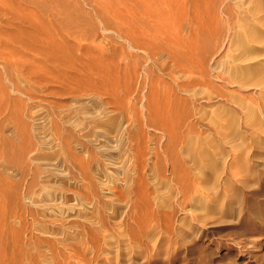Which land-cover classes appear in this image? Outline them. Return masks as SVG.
<instances>
[{
  "label": "rangeland",
  "instance_id": "374dc122",
  "mask_svg": "<svg viewBox=\"0 0 264 264\" xmlns=\"http://www.w3.org/2000/svg\"><path fill=\"white\" fill-rule=\"evenodd\" d=\"M17 1L18 2H15L18 4L15 3L16 5H13V11H15V15L12 11V14L15 16L16 20H14V16L8 17L7 19V16L5 14L0 13V19L2 21L4 19V16H6L3 23L5 21L9 23V20H11V25L14 27H12V30H15L14 36H16L19 41V43L17 44H20L21 41L22 44L25 43L24 40L26 41L27 36L24 34L27 32V29L28 31L33 32L34 37L36 36L37 38H42L43 34H45L43 33V31L46 29L50 30V27L51 30L55 28L54 31H56L58 22L56 23L57 25L53 23L55 22V18L57 19V21H59V24L61 22L60 25L63 24L62 26L64 27L66 34H68V32L70 34H77L76 36H79L81 38L80 42L82 44L80 42L79 43L82 46V51L86 49V51L89 52L90 57H93L92 60L105 58V61H102L103 63L101 61L99 63L100 65L105 64V73L108 74L110 80L112 79V85L110 84L111 86L109 87L110 96L93 98L90 97L91 99L87 97L85 98L87 100L82 102V105L84 106V108L88 109V112L98 111L99 113H101L106 111L109 113V115H112H110V117H112L113 119L115 118L118 121L120 125V128L117 131L118 135L117 133H115L116 135H114L113 139H111V141L113 142L109 144V148L111 147V153L113 154V157L116 158L115 161L118 164L123 165L124 168L122 171L114 173L113 167L110 166V164H106L109 159L105 157V152H103L100 148L103 145V141L101 140V138H95L96 140L89 139L86 141L82 139V133H79V131L71 129L70 132L68 131V136L70 138H78V141L81 144V146H73V148L75 149L76 155L80 156L83 161H87L90 173L96 183V189L99 191L98 195L101 197L100 203L105 204L108 207L102 208L99 207L101 206V204L98 203V195L92 193L91 187L88 185L87 181L84 180L80 181L79 183H74L70 179V174L74 171H77V169L71 170L69 164L64 165V161L60 158H58L60 159V167L58 166V163H55L54 166L51 167L50 165L52 163H46L45 161L44 163L43 161L41 162V160L34 162L30 159L32 154L39 153L40 155L44 156L54 152V150H57L59 148L58 141L55 140L56 138L52 134V131L50 129H46V127L51 124V121L55 116L60 117L65 114V111L69 106H76L78 104H81L79 102L76 103L77 101L74 97H76L77 94H65V92L67 91L76 92L79 86L68 82H65L64 85H60L59 79L55 82H53V80L50 82V76H47L46 72L44 71L43 64H41V68H39L41 66L40 64V66H37L36 63H34L33 65L32 59H34L35 57H29L32 56V53L27 51L24 52L23 50L20 52L21 55L19 54V52L17 53L19 54L18 56L15 53V56L13 57L14 60L12 59L11 61L13 65H15V68L13 66H9V69V64L7 65L6 63L4 65V62L0 63V74L4 78L7 74L3 73L5 72L3 71V69L6 70L5 68H8L6 70H9L8 72H10L12 69L10 75L8 73V78L6 77V80L2 78L0 84L2 86V88L0 87V135L4 136L5 138L8 137V139H11L13 144L16 145V149L14 148L12 157H10L12 158L11 161L9 157L3 155L5 154V152H3L4 150L0 143V148L2 150L0 151V154L2 155L0 157L2 159H0V164H4V162H7L9 166V169L5 174L4 171L0 169V220H2L0 221V223L3 225L1 227L0 224V231L2 232L5 228V235L2 237V240L4 241L8 236L6 238L8 243L6 242V240L5 243L9 246H13V248L15 249L14 251L21 250L20 245L23 244L25 247H22V251L27 255H32V252H34L33 256L36 257V261H38V264H165L168 261L172 262V264H264V133H258L254 130L252 132V128L250 127V120L254 118L248 119V104L250 103L249 101L245 100V96L251 94L253 90L245 89L241 93L238 91L236 93V99H238L237 101L241 102L243 100L244 105L241 104L242 108H239L238 111L240 124L239 135L237 139L238 150H236L237 152H234V154H236L235 156L239 159H237L238 163L241 166L243 165V168H247L243 169L241 167L240 169H242V171L244 170V172L239 170V174H246L248 169V173L250 172L249 174H251L249 176L239 175L238 179H241L243 181L241 183L234 182L236 186H239L237 187L239 190L237 192L238 194L236 193V195L240 196L241 200L238 201L234 198L228 197L222 202L220 180H214V178L217 179L218 177L213 176V179L208 177L211 173L215 175L217 171L210 172V170H205L204 173L205 175L207 174L205 178H207L208 180H199V184L196 186V190L190 187L191 181L190 178L188 179V174L191 173V176L194 175L196 173V169L192 167L191 162H188L189 160H186L184 161L185 163L188 162L186 166L183 163L182 167L179 168L180 176H182L183 178L182 181H184L185 184L187 183L186 185L189 188V191L186 195V197L188 198L185 197V201L181 197L178 188L176 189L177 186L174 184V182H172V171L170 170L171 168L168 162L165 160L166 158L164 157V155L161 153L158 157V160L150 154L151 152H149L151 150L153 151L154 149L158 150L157 148H159V146V150L162 151V146L166 143L165 137L162 136L163 134L160 132V130L151 129L146 126L144 127L145 123L143 121L144 117L147 116V107L150 110H156V107H159L160 104L163 105L169 101V89L167 86H173L174 79L178 78L179 82L186 81L184 80V77H181V74L178 73L177 70V73L175 71L174 74H172V71H170L169 69L172 63L170 62V60H167L166 55H161L158 57L159 59L155 58V60L152 62L151 60H149L148 56H144L147 54L136 52L135 54L133 53L134 58L132 63L128 65L127 60L124 57L126 50L123 39L103 30L104 28L102 27V24L96 17H94V15L91 14L92 12L88 9L90 7L88 5L86 6V1L65 0L63 1L64 3L68 1L70 2L69 4L67 3L69 13L63 12V14H58L57 12L55 14L54 11H56L57 8L56 6L54 8L52 0H36L37 5L39 4L38 6H41L43 2L44 7H42L43 9L39 11L44 14V17L43 14H41L37 10L40 9V7L38 8L36 6L35 9V0H32L33 4L30 3L31 0H29V2H27V0H21V2L26 1V5L25 2H23L21 4L22 6L19 5L20 0ZM44 2H46L45 5ZM19 6H21L20 8L25 6V10H28V12H26V14L25 12L22 13V11L25 10L20 9ZM31 6V9L35 10L33 12L35 13V15L29 11L30 9H28ZM45 6L48 7L45 8ZM50 7H53L52 9L54 10L50 11L52 10L49 9ZM18 10L21 11L18 12ZM37 12H39L40 15L39 13L37 14ZM52 12L54 13V15ZM27 13L31 14V18L32 14L36 16L34 19L32 18L33 21L29 16H27ZM23 14L24 17H28L27 19H30L34 24L28 22L30 20H28L27 22L25 21V23L24 19L26 18L23 17ZM16 15L22 17H20L21 23L18 21L19 17H16ZM55 15H57V17ZM12 19L14 21H18V23H13ZM46 20L48 22H46ZM50 20L54 21L50 22ZM24 23L30 24L25 25ZM0 25V28H5L4 30L8 29V27L5 26L6 23L4 25L0 23ZM54 25L56 26L53 27ZM41 26H43V28L45 27L46 29L44 28V30L42 31L43 28ZM34 27L36 29H34ZM9 30H7V32ZM23 30H25L26 32ZM21 31L24 34H22ZM41 31L42 34L40 33ZM7 32L5 31L2 33L7 34ZM49 32L52 33L53 31ZM36 34H38L39 37ZM19 37H22L24 40H22L21 38L20 41ZM19 46L22 47L21 44L17 45V47ZM1 48L3 47L1 46L0 49ZM2 51L4 55L2 54ZM0 53V57L1 55L5 57V54L7 56V52L4 48L0 50ZM78 55H80V53ZM21 57L24 59H22ZM19 58H21V61ZM31 60L32 62H30ZM13 61H15V63ZM35 66L36 68H34ZM155 66L158 68H156ZM82 72L84 74L90 73L89 70H82ZM10 82L11 85L9 84ZM8 88L11 89V91L8 90ZM181 96L185 97L184 95ZM244 100L247 102H245ZM252 101L255 102L251 103V105L257 110H259L258 108H264V104L262 101L254 98H252L251 102ZM204 102L205 101H203V103ZM203 103L201 104V106H204ZM196 107L197 109L199 108L198 104L196 105ZM211 110V108H205L202 110V114L205 115L204 117H206L205 122L203 121V126L201 125L202 128L204 126H209L208 120L210 119H212L213 123L216 122L215 120H213L215 114L212 115ZM256 116L254 120H256V118L260 122L262 120L261 123L264 124V118L258 113L256 114ZM189 120L190 122H192L191 118H189ZM37 123H44V125L46 124L45 130L47 131H35V126L37 125ZM25 125L28 126L26 127V134H28L27 139L25 138V136H20V133L22 131L21 129ZM84 128L86 129V126H84ZM198 128L200 127H198L197 125V131L200 130L199 132L201 133L205 131L204 129H202L201 131V129ZM119 130L122 131V134ZM6 131L10 133L5 134L7 133ZM245 131L248 132L246 133ZM206 134H208V132ZM257 139L261 143H259V141L257 142ZM25 140H30V142L32 143V148L30 149V151H28L29 153H24L26 148V145L24 143ZM258 143L262 144V146ZM230 144L231 143L228 142L223 143V148L225 149V151L227 150L226 153L228 152V154L231 153ZM137 146L147 148V152L143 158L144 163L146 161L145 166L147 167L145 169L146 172L144 173V180L146 181H143V184H141V182L130 184L129 189L133 195L131 193L125 195L127 191H124L125 184L123 183H125L128 179V175H131L129 173L131 169V163L129 162V156L126 153L127 149H129L130 147L131 151L133 152L134 148H136ZM149 154L151 157H149ZM225 158L223 159L225 160V163L230 162V156L228 157L226 155ZM1 161L3 163H1ZM223 162L220 161L221 164L219 163L220 167L218 168L221 169L222 164H225ZM0 167H2V165H0ZM36 167L40 169H38L39 173H42L41 175L38 174L39 176L37 175V178L41 176L38 180L37 186L41 183L40 181H44L45 179L46 183V180L48 179V183L50 182L49 185H51V188L52 186L58 187L61 184L62 188L67 190L69 189L71 191H77L80 195L86 197L84 201H79L76 198V195L78 194L72 195L71 193H67L68 196L66 205H72L77 209L74 210L73 213L67 212V209L64 210V216L65 218L68 217L69 220L66 219V221H63L61 224L59 223L60 225L56 222H51V224H49L50 226H48V223L54 220V216L52 214H47L45 219L39 216L37 217V220H35L32 214L36 212V210L40 209L39 212L44 210L45 205L42 204L43 206L40 205V207H34L31 205V203L28 204V202L23 200V198L27 195V187L31 178L27 175L22 177L21 170L24 168L27 173V168H31V170H34ZM234 167L237 170V167ZM103 174L105 175V177H103ZM240 176L242 178H240ZM210 177H212V174L210 175ZM185 178H187L186 181L184 180ZM243 182H250L251 184L249 183L250 186L247 185L246 187H243ZM16 185H18L17 188ZM140 185L143 187H141ZM37 186L34 187L35 193L39 191V188ZM122 194H124V196H122ZM202 194L205 195L203 196ZM77 204L81 205L82 207H78ZM27 205H29L30 208ZM207 205H212L215 211L219 210V207H222L223 209H221L225 211L221 210L220 212L218 211L217 213H214L211 206L207 207ZM80 208L83 209L81 210ZM83 211L84 214L80 215V213H83ZM19 212L20 216H18ZM22 213L24 214V216H22ZM192 213L207 216L205 224L203 226H201V224L200 226L196 225L197 227L194 226L196 223L193 220ZM84 215L89 217L91 221H83L84 219L82 218V216ZM163 215L171 216L169 222L165 223L163 221ZM14 216L17 217L16 221L19 220V218L20 220L16 222ZM99 216L103 217L106 221L101 222L99 220ZM48 217L52 220H50ZM21 218L23 219V221ZM47 218L49 220H47ZM31 219L34 223H31ZM44 220H47L48 223H46ZM40 222L45 223L42 224ZM35 223L38 224L36 225ZM72 223L75 224L73 225ZM33 224L37 227H35ZM42 225L45 228L49 227L47 229L51 232L53 230L55 231L56 225H58L56 226V228L64 231H61L63 233H70L69 231L71 230V235L65 234L64 237H55L56 239H61L60 241H62L61 248L60 245L57 246L58 248H60L59 251L61 254H58L55 257V260L50 259V254L47 252L46 246H39V242L36 240L37 238L39 240H43V238H46L47 236L41 235V233L36 230ZM72 225L77 226L70 229L69 227H71ZM191 225L196 227V229L198 228L197 230L201 234H203V237L197 240L192 239L190 243H185V241H182V239L186 237L187 231L189 232L192 229L193 226ZM30 226L33 228H31ZM11 227L14 230L11 229ZM23 227L26 228L27 232ZM64 227L65 229H67V231L64 229ZM236 228H238L240 232L243 228H247L248 230H253V233L245 234L242 231L243 233L237 234L234 233ZM6 230L8 231V233ZM10 230H13L14 232H9ZM129 230L131 231V234L136 236V242L134 243V241L132 240V243L130 242L131 244H128V246H123V242L125 243L128 239L130 240ZM19 231L21 232L19 233ZM24 231L26 232L27 236L25 235ZM30 232H32V235L30 234ZM234 234H236L237 237L240 234L238 240L234 238ZM241 234L244 235L242 236ZM17 235L18 238H16ZM27 237H29L30 240H28ZM49 237L53 238V236H47V238ZM17 239H20L22 242L20 240L18 241ZM11 242H13L14 244ZM26 244L29 246L27 247ZM35 245H37L38 247ZM117 246L118 248H120H116ZM26 247L29 249H27ZM36 247L38 248V250ZM123 247H125V249ZM17 248H19V250ZM31 248H35L34 251H32L33 249ZM28 250L30 253L25 252ZM35 253H37L39 258L38 256H35ZM26 254H22L24 255V258H27ZM24 258L22 256L23 262L24 260H26V258Z\"/></svg>",
  "mask_w": 264,
  "mask_h": 264
},
{
  "label": "bare ground",
  "instance_id": "6f19581e",
  "mask_svg": "<svg viewBox=\"0 0 264 264\" xmlns=\"http://www.w3.org/2000/svg\"><path fill=\"white\" fill-rule=\"evenodd\" d=\"M15 1L18 2L17 0H0V13H3L7 16V17L4 16V19L5 17L8 19V17H13L15 15V11H13L14 10L13 5L16 3ZM33 1L31 0L30 3H32ZM63 1L65 0H52L54 4V8L55 6L57 8V10L55 9L56 11H54L55 14L57 12L58 14L59 13L63 14V12L69 13L67 6L70 2L68 1L64 3ZM83 1L84 2L86 1V6L88 5L90 7L88 9L92 12L90 13L94 15V17H96L98 21L102 24L104 31L114 34L117 37L123 39L125 43V50H126L124 57L127 60L128 65L132 63L133 58H134L133 53L135 54L136 52L147 54L144 56H148L149 60H151L152 62L155 60V58H158L161 55H166L167 60H170V62L172 63L169 67L170 71H172V74H174V72L177 70L178 73L181 74V77L185 78L184 80L186 81L184 82H179L178 78L174 79L173 86H167L169 89V96H168L170 98L169 101L167 100L168 102L166 104H163V105L160 104L159 107H156V110H150L147 107V116L144 117L143 119L145 123L144 127L146 126L151 129L160 130V132L163 134L162 136H164L166 139L165 145L162 146V151L159 150L160 148L159 146V148H157L158 150L154 149L153 151L151 150L149 152H151L150 154L154 156L156 159H158L161 153L164 155V157L166 158L165 160L168 162L171 168L170 170L172 171L171 172L172 177H173L172 182H174V184L177 186L176 189L178 188V191L180 192L183 200H185V197L187 195V192L189 191V188L186 185L187 183L185 184L184 181H182L183 178L182 176H180L179 168L182 167L183 163L186 166L188 162H191L192 167L196 169V173L195 171H194L195 174L192 172L194 174L192 176H191V173L188 174L189 175L188 179L190 178V181H191L190 187L196 190V186L199 184V180H204V181L208 180L207 178H205V176L207 175V174L205 175L204 173L205 170H210V172L217 171L215 175L211 173L212 177H210L211 174L208 177L213 179V176H214V177H218L217 179L214 178V180H220L222 202L228 197L234 198L240 201L241 197L236 195V193L239 190L237 187L239 186H236L234 182L241 183L243 181L241 179H238L239 175L249 176L251 174H249L250 172L248 173L249 169L247 170L246 174L245 173L239 174L240 173L239 170L242 171V169L240 168L241 167L243 168V165L241 166L238 163L237 161L238 157H236L235 156L236 154H234V152L236 153L237 152L236 150H238L237 139H238L239 128H240L238 111H239V108H242L241 104L244 105L243 100L241 102L237 101L238 99H236V93L237 91L241 93L245 89L253 90L251 94L245 96V100L249 101L250 103L248 104V111H249L248 119L250 118L255 119V116L257 113L264 118V108L263 107L258 108L259 110H257L251 105V103L255 102V101L251 102L252 98L262 101L264 104V0H83ZM23 2H25V5H26V1H23ZM23 2H21L20 0L19 5H21ZM27 2H29V0H27ZM34 2H35V5H34L35 9H36V6L38 8L40 7V9H37L38 11L43 9L42 8L44 7L43 2L41 6H38L39 4L37 5L36 0ZM45 4L46 2H44V5ZM21 6H19V8ZM24 7L20 9L25 10ZM47 7L48 6H45V8ZM31 8L32 6L28 9H30L29 11L33 13L35 10H32ZM52 8L50 7L49 9H52ZM53 10L54 9L50 11H53ZM12 11L14 12L13 13L14 15L12 14ZM19 11L21 10H18V12ZM24 12L26 14L28 10L22 11V13ZM39 12H37V14ZM22 13H21V16H22ZM40 13L43 14L42 12ZM27 14H28L27 16L30 17L31 14L30 13H27ZM33 14L35 15V13ZM33 14H32V18L34 19L36 16H34ZM17 16L18 15H16V17ZM21 16H18L19 22L21 21L20 19ZM55 16L57 17V15ZM23 17H24V14H23ZM43 17H44V14H43ZM32 18L30 17V19ZM26 19H24V22L25 21L27 22L28 20H30V19H27V20ZM14 20H16L15 16H14ZM14 20L12 19L13 23L14 22L18 23V21H14ZM54 20L55 22H53ZM54 20L53 21L50 20V22L52 21L55 24L58 22V25L56 24L57 30L54 31L55 28L51 30V27H50V30L49 29L47 30L44 27L46 29L44 30L43 26H41L43 28V29L41 28L42 31L44 30L43 33H45L43 34L42 38H37L36 36L34 37L33 32L28 31L27 28H26L27 32L23 30L26 32L25 34L21 31L22 34L27 36L26 41L21 37L22 40H24L25 42V43L23 42L24 44H22L21 38L19 37L20 38L19 40L21 41L20 44L22 45V47L21 46L17 47V45H20V44H17L19 43V41H18V38L14 36L15 30L14 31L12 30L13 26L11 25L12 23L11 20H9L10 21L9 23L6 21L3 23V21L1 20L0 23L3 25L6 23L5 26L8 27L7 30L9 29L10 30L7 32V30H4L5 28L4 29L0 28V47L2 46L7 52V56L5 54V57H3L4 54L2 51L3 55H1L0 59H2L3 61L0 60V63L4 62L3 63L4 65L6 63L7 65L9 64L8 68L9 66L14 67L15 65H13L11 61L13 57L15 56V53L18 56L22 50L24 52L27 51V52L32 53V56H29V57H32V58L35 57L34 59L37 60L36 61L31 58L33 60V65L34 63H36L37 66L39 64L40 65L43 64L44 71L46 72L47 76H50V82L52 80L53 82H55L59 79L60 85H64L65 82H68V83H73L79 86L76 92L67 91L65 92V94L66 95L77 94V96L74 98H76L75 99L77 101L76 103L79 102L81 104H78L76 106H69L67 110L65 111V114H63L60 117L55 116L53 120L51 121V124L48 127H46V129L48 130L50 129L52 131V134L56 138L55 140L58 141L59 148L57 150H54V152L44 155V156L40 155L39 153L32 154L30 159L34 162L41 160V162L45 161L46 163H50V164L52 163L50 165L51 167L54 166L55 163H58L59 164L58 166L60 167L59 160L60 159L63 160L64 165L69 164V167L71 168V170L77 169V171H74L70 174V179L74 183L76 182L79 183L80 181H84V180L87 181L88 185L91 187L92 193H95L98 195L99 191L96 189V183L90 173L87 161L86 162L83 161V159L80 158V156L76 155L75 149L73 148V146L74 147L81 146V144L78 141V138H74V137L70 138L68 136L69 134L68 131L70 132V129L79 131V133H82V139L86 141L89 139H95V138L100 139L101 138V140L103 141V145L100 148L103 152H105L104 155L105 157L109 159L108 162H110V163L107 162L106 164L107 165L110 164V166L113 167L114 173L120 172L123 170L124 168L123 165H120L115 161L116 158H114L113 154L111 153L112 152V150L110 149L111 147L109 148V144L113 142L111 141V139H113L114 135H116L115 133H117L118 129L120 128L118 121L115 118L113 119L112 117H110L111 114L109 115V113L106 112L105 110L103 111H105L106 113L105 112L99 113L96 110H95L96 112H91L90 110H89L90 112H88V109L84 108V106L82 105V102L86 101L87 99L85 98L87 97L93 98V97H101V96H106V97L110 96L109 87L112 85V82H111L112 79L110 80L108 74L105 73V70H104L105 64L100 65L99 63L100 61L101 62L105 61V58H100L99 60L97 59L92 60L93 57L92 58L90 57L89 52L86 51V49L82 51V46L80 45L81 38L79 36H76L77 34H70L69 32L68 34H66L65 33L66 31L64 30V27L62 26L63 24L60 25L61 22L59 24V21H57V19L55 18ZM32 21L30 20L28 22L32 24L33 23ZM46 22L48 21L46 20ZM56 25H54L53 27H55ZM34 29L36 28L34 27ZM5 31L7 32V34L2 33ZM42 31L40 32L41 34H42ZM49 31H53V32L51 33ZM2 34H6L7 36L2 35ZM36 35L39 37L38 34ZM3 48H1L0 50H2ZM18 52L19 54H17ZM79 53L80 55H78ZM21 58H19L20 61H21ZM32 60L30 62H32ZM13 62L15 63V61ZM41 67L42 65L39 68ZM8 68H5V69L7 70ZM34 68H36V66ZM6 70L3 69V71L5 72H3L2 70L1 71L7 74L6 77L8 78L12 69L10 72H8L9 70L8 71ZM82 70L83 71L89 70L90 73L84 74ZM2 78L5 79L0 74V84H1ZM9 84L11 85V82ZM0 87L2 88L1 85ZM8 90L11 91V89L9 88ZM181 95H184L185 97H182ZM201 99L205 102L203 103ZM202 103L204 104V106L203 105L201 106ZM197 104L199 106L198 109L196 107ZM236 105L238 108L236 107ZM205 108L212 109L211 114L212 115L215 114L213 120H215L216 122L213 123L212 119H210L208 120L209 126H204L202 128L203 123L205 122V118H206L204 117L205 115L202 114V110ZM189 118L192 119V122H190ZM254 119L250 120L251 121L250 127L252 128V132L254 130L258 133L259 132L264 133V124L261 123L262 120L260 122L259 120H257V118H256L257 121ZM44 123L43 124L41 123L42 125L37 123V125L35 126V131H43V130L47 131L45 130L46 124L44 125ZM197 125L198 127H200L198 129H201V131L202 129H204L205 131L202 133L199 132L200 130L197 131ZM84 126H86V129L84 128ZM26 127L28 126L25 125L21 129L22 131L20 133L21 134L20 136H25V138L27 139L28 134H26L27 133ZM65 128H69V129H65ZM119 131L122 134V131L121 130ZM207 132L208 134H206ZM9 133L7 132L5 134H9ZM227 140H229L230 142ZM256 141L258 142L259 140L257 139ZM226 142L231 143L230 144L231 153L229 151L231 155L228 154V152L226 153L227 150L225 151V149L223 148V143H226ZM0 143L3 147V150H4L3 152H5V154L3 155H6V157H9V158L12 157L14 148L16 149V145L13 144L12 140L11 139L9 140L8 137L5 138L4 136L0 135ZM24 143L26 145L24 153H27L32 148V143L30 142V140L28 141L25 140ZM259 143L261 142L259 141ZM259 145L262 146V144H259ZM0 151H2L1 148H0ZM146 152H147V148L142 147V146H137L136 148H134L133 152L131 151V147L127 149V153L125 151V153L128 154L129 162L131 163L130 172L127 171L131 174L130 175L131 177L128 175V179L126 180L125 183H123L125 184L124 191L125 192L127 191L125 195H128V193L132 194V192H130V189H129L130 184L132 183L134 184L135 182H139V183L141 182V184H143V181H146L144 180L145 178L144 173L146 172L145 169L147 167L145 166L146 161L144 163V160H143ZM150 154H149V157H151ZM226 155L228 157L230 156V162L228 163L227 162L225 163V160H223ZM1 156L2 155L0 154V157ZM10 159L12 161V158ZM186 160H189V161L185 163L184 161ZM220 161L225 163V164H222L221 169L218 168L220 167L219 165L221 164ZM1 163L3 162L1 161ZM0 165H2L0 169L4 171V174H5L6 171L9 169L7 162H4V164H0ZM234 166L237 167V170L235 169ZM31 168H27V173L24 170V168L21 170L22 177L27 175L31 178V180L28 183V187H27L28 188L27 195L23 198V200L28 202V204L31 203V205L34 207H40V205L42 204L45 205L44 210L40 212H39L40 209L36 210V212H34L33 214L31 213L32 216L35 218V220H37V217L39 216L45 219L47 214H50V215L52 214L54 216L53 218L54 220L49 218L50 215L48 217L50 220H52L50 221V223H48L47 221L49 220L48 218L47 220H44L46 223H48V226H50L49 224H51V222H56L57 224L59 223L61 224L63 221H66V219L69 220L68 217L65 218L63 211L67 209V212L73 213V211L76 210L77 208H75L72 205L71 206L66 205V200L68 196L67 193H71L72 195L78 194L76 195V198L79 201H84L86 197H83L77 191H73V190L71 191L69 189L67 190V189L62 188L61 184L58 187L52 186L51 188V185H49L50 182L48 183V179L46 180V183H45V179L44 181H40L41 183L37 186L38 180L41 177L40 176L39 178H37L39 176L38 174H40L39 173L40 169L36 167L34 170H31ZM243 169H247V168H243ZM242 172H244V170ZM221 173H222V176H221ZM103 177H105V175ZM106 177H107V174H106ZM240 178L242 177L240 176ZM186 179L187 178H185L184 180L186 181ZM248 179H251V178H248ZM249 183L250 182H243L242 186L246 187L247 185H249ZM35 186L39 188V191L37 193H35L34 191ZM17 187L18 185H16V188ZM122 196H124V194H122ZM98 198H99L98 203H100L101 197L99 195H98ZM125 199H126V196H125ZM27 206L29 207V205ZM77 206L82 207L79 204H77ZM208 206H211L214 213H217L218 211L220 212L223 209L222 207H219L220 209L215 211L212 205H207V207ZM99 207L106 208L107 205L101 204V206ZM80 209L82 210L83 208H80ZM222 211H225V210H222ZM82 214H84V211L83 213H80V215ZM18 216H20V212ZM22 216H24L23 213H22ZM163 216H164L163 221L165 223L169 222L171 216L170 215H163ZM192 216H193V220L196 223L194 226L196 225L200 226V224L201 226H203L207 220V216H202V215L194 214V213H192ZM16 218L17 217L14 216L15 221H16ZM82 218L84 219V220L82 219L83 221H87V222L91 221V219L87 217L86 215L82 216ZM19 220H17L16 222H18ZM99 220L101 222L106 221L101 216H99ZM45 222H40V223L44 224ZM31 223H34L33 220ZM35 224L37 225L38 223H35ZM72 224L74 225L75 223H72ZM36 225L34 226L37 227ZM73 225L69 228L70 229H72L73 227L75 228V226H77L78 224L75 226ZM2 226L3 225L1 224V227ZM56 226H55V231L53 230L52 232L47 229L49 227L45 228L43 225L36 229L43 236L44 235L51 236V237L53 236V238H50V237L47 238V236L46 238H43L42 236L43 240H39L38 238L36 239L39 242V246H42V245L46 246L47 252L50 254V259H53V260H55V257L58 254H61L59 249L61 248V244H62V241H60L61 239L58 240L55 237L57 236L64 237L65 234L68 235L71 233V230L69 231L70 233H63L64 231L59 228H56ZM194 226L189 232L187 231L186 237L182 239V241H185V243H190L192 239L197 240L203 237V234H201L197 230L198 228L196 229L197 226L196 227ZM4 229L2 232L0 231L1 232L0 233V264H38V261H36V257L33 256L34 252H32V255L31 254L27 255L26 253L22 251V247L24 246L23 244H21L22 246L18 244L20 245L21 250L17 248L19 251H14L15 249L13 248V246L11 245L9 246L8 244L5 243V240L8 236L7 237L5 236L6 238L4 237L5 238L4 241L2 240V237L5 235ZM11 229L13 228L11 227ZM13 230H10L9 232ZM65 230L67 231V229ZM130 230H129L130 240L128 239L125 243L123 242V246L125 245L128 246V244H131L132 240L134 241V243L136 242V238H135L136 236L131 234ZM21 231H19V233ZM73 231H77V230H73ZM242 231L245 234L253 233V230H248L247 228H243ZM242 231L240 232V230L236 228L234 233H237V234L243 233ZM26 232H25V235H26ZM32 232H30V234ZM241 235L243 236L244 234H241ZM238 237L236 234H234V238L238 240L239 239ZM16 238H18V235ZM27 238L28 240H30L29 237ZM59 245H60V248L57 247ZM28 246L29 245H27V247ZM116 248H118V246ZM123 248L125 249V247ZM34 249L32 251H34ZM25 252H29V250ZM37 253H35L36 254L35 256H38ZM22 254L27 255V258L25 257L26 260H24V262L22 259V256L24 258V255ZM165 264H172V262L168 261Z\"/></svg>",
  "mask_w": 264,
  "mask_h": 264
}]
</instances>
